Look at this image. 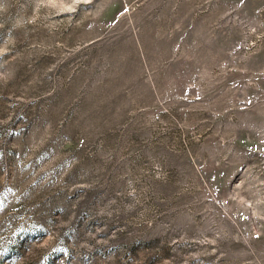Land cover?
Returning <instances> with one entry per match:
<instances>
[{
    "label": "rangeland",
    "instance_id": "374dc122",
    "mask_svg": "<svg viewBox=\"0 0 264 264\" xmlns=\"http://www.w3.org/2000/svg\"><path fill=\"white\" fill-rule=\"evenodd\" d=\"M0 264H264V0H0Z\"/></svg>",
    "mask_w": 264,
    "mask_h": 264
}]
</instances>
